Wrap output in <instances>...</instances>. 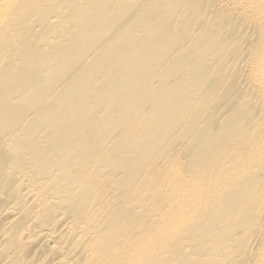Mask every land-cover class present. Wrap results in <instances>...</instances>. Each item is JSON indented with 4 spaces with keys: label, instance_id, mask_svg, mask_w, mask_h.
<instances>
[{
    "label": "bare ground",
    "instance_id": "bare-ground-1",
    "mask_svg": "<svg viewBox=\"0 0 264 264\" xmlns=\"http://www.w3.org/2000/svg\"><path fill=\"white\" fill-rule=\"evenodd\" d=\"M0 264H264V0H0Z\"/></svg>",
    "mask_w": 264,
    "mask_h": 264
}]
</instances>
